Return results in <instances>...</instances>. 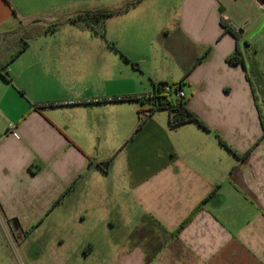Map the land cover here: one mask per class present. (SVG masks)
Masks as SVG:
<instances>
[{
  "label": "crops",
  "instance_id": "crops-1",
  "mask_svg": "<svg viewBox=\"0 0 264 264\" xmlns=\"http://www.w3.org/2000/svg\"><path fill=\"white\" fill-rule=\"evenodd\" d=\"M88 1L0 0V35L21 23H51L90 10L60 14ZM263 5L141 0L116 15L125 16L116 27L123 39L146 34L144 48L170 63L174 74L161 82L181 81L189 72L183 92L210 132L196 123L173 128L167 111L153 113L137 131L142 102L115 101L121 97L99 88L70 97H0V226L23 240L21 232L32 230L26 235L32 238L48 225L55 244L65 246L59 264H264V139L258 142L264 111L256 108L247 72L228 61L237 41L221 25L223 19L242 29L246 59L257 62L264 35L253 38L264 32L254 35L264 22ZM130 51L138 55L139 48ZM41 53L38 65L48 81L83 78H66L70 47L48 46ZM143 58L137 61L149 62ZM8 71L11 82L0 74V95L14 85L10 65ZM155 84L148 93L124 97L147 96ZM10 101L19 108H2ZM49 103L58 106H43ZM108 160L107 171L99 164Z\"/></svg>",
  "mask_w": 264,
  "mask_h": 264
},
{
  "label": "rangeland",
  "instance_id": "rangeland-1",
  "mask_svg": "<svg viewBox=\"0 0 264 264\" xmlns=\"http://www.w3.org/2000/svg\"><path fill=\"white\" fill-rule=\"evenodd\" d=\"M125 4V0H90L68 6L65 10L60 11V14L64 11H67L66 14L74 13L82 7L92 10L103 7H122ZM124 17L114 16L107 19L105 33L92 28L81 31L74 24L69 23L59 28L54 35L30 40V49L19 59L12 61L10 59L13 53L7 55V59L10 57V70L15 82L14 85L8 86L9 90L7 87L2 88L0 97H70L89 94L97 88L103 89L106 94L114 92L120 97L150 92L153 81L158 84L161 82V79L158 78H168L170 74H174V71L170 67V63L161 59L163 55L157 56L156 50L144 48L148 40L146 34H136V36L129 34L123 39V33L118 29L120 28L119 23ZM21 21L18 19L12 24L9 23L6 30L14 25H19ZM114 28L115 32L113 33ZM263 35L264 32L253 39L260 40ZM159 43L166 45L170 41L162 40ZM45 45L70 47L73 57L66 78L75 77L78 73L82 74L83 78H76L69 83H59V85L52 82L53 78L48 81L43 75L44 70L38 65L41 64L40 58L44 56L41 53L42 49L48 47ZM258 46L260 50L257 63L264 72V43L261 45L258 43ZM138 48V55L136 52L130 51L131 49L137 51ZM144 53L147 55L144 56ZM123 56L137 63V66L126 62ZM143 56L144 58L148 56V63L137 61ZM156 56L159 57L160 62L155 63L153 59ZM179 81L180 79L178 81L168 79L163 82L174 86L175 82ZM17 86L22 89L17 90ZM262 101L264 99L260 95L258 104L256 101L254 102L260 115L264 111ZM12 103V101L7 104L3 103L2 108L6 110H10L12 106H15L14 109L19 108L17 104L10 106ZM138 109L140 110V106ZM262 127L263 135L258 142L264 139V124ZM255 148L256 146L254 150ZM41 228L38 234L32 238H26V235H29L32 230L21 232L24 238L19 240L16 231L7 226H0V264H59L60 258L66 255H61L63 251L65 253V246L59 247L55 244L52 235L54 231L48 225H43Z\"/></svg>",
  "mask_w": 264,
  "mask_h": 264
},
{
  "label": "trees",
  "instance_id": "trees-1",
  "mask_svg": "<svg viewBox=\"0 0 264 264\" xmlns=\"http://www.w3.org/2000/svg\"><path fill=\"white\" fill-rule=\"evenodd\" d=\"M140 1L141 0L127 2L122 7H103L95 10L81 11L72 15L62 16L51 23H47L41 20H37L29 24L21 23L17 28L11 30L10 32L0 35L1 76L7 82H11V76L8 71L10 60H16V58H18L29 47L30 40L41 37L48 33H54L59 28L69 23L74 24L81 30L92 28L97 29L98 32L100 31L105 33L107 19L127 12L132 6L136 5ZM14 14L17 18H19V15L15 10ZM221 25L224 28V33L231 34L237 41L236 50L234 54L228 59V61L234 65H241L247 72L248 80L253 90L254 100L257 103L259 98L258 94L261 95L264 99V72L260 69L256 61H248L246 59V55L244 54L242 46L240 44V41L242 40V31H237L223 19L221 20ZM245 44L247 45L248 42L246 41ZM11 53H13L11 59L10 57L7 59V55H10ZM206 55L207 53L199 58L196 64L202 62L205 59ZM123 58L126 62L132 63L134 66H137V63L132 62L129 58L124 56ZM188 74L189 72L186 73L181 81L175 83L174 86H171L166 82L155 84L154 91L147 96H143L141 98L121 97L114 100L128 101L137 99L142 102L144 110L140 112V123L138 125L137 131L142 128L147 118H149L153 113L158 111H167L170 116V126L173 128L188 123H196L206 131L210 132L211 129L204 123L200 116L191 110L189 106V100L186 97H179L177 95L180 91H183L185 80ZM43 106H58V104L49 103L44 104ZM216 137L220 141V143H222V145L231 150L234 154L238 155L237 151L233 149L219 134H216ZM250 152L251 150L240 157L242 159H245L250 154ZM111 162L112 160H108L105 163H101L99 165H102L104 169L108 171ZM211 195L212 194H210V196ZM201 209L202 208L200 207L195 214H197V212H199ZM195 214L185 222V224L180 228L179 231H181L188 223L192 221V219L196 216Z\"/></svg>",
  "mask_w": 264,
  "mask_h": 264
},
{
  "label": "built area",
  "instance_id": "built-area-1",
  "mask_svg": "<svg viewBox=\"0 0 264 264\" xmlns=\"http://www.w3.org/2000/svg\"><path fill=\"white\" fill-rule=\"evenodd\" d=\"M262 8H264V5L262 6ZM237 31H242V29H236ZM179 97H185V94L183 91H180L178 94H177Z\"/></svg>",
  "mask_w": 264,
  "mask_h": 264
},
{
  "label": "water",
  "instance_id": "water-1",
  "mask_svg": "<svg viewBox=\"0 0 264 264\" xmlns=\"http://www.w3.org/2000/svg\"><path fill=\"white\" fill-rule=\"evenodd\" d=\"M264 27V22L258 27V29L254 32V35L257 34L258 32H260L262 30V28Z\"/></svg>",
  "mask_w": 264,
  "mask_h": 264
}]
</instances>
